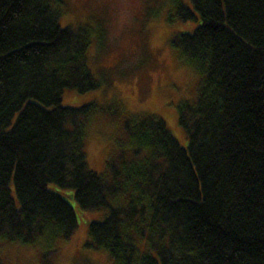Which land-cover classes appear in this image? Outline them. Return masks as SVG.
<instances>
[{"label": "trees", "instance_id": "16d2710c", "mask_svg": "<svg viewBox=\"0 0 264 264\" xmlns=\"http://www.w3.org/2000/svg\"><path fill=\"white\" fill-rule=\"evenodd\" d=\"M190 3L176 14L197 26L170 41L202 75L177 108L186 148L137 116L123 124L130 157L105 174L87 168L77 119L94 104L61 103L99 86L85 28L61 27L53 0H0L1 241L68 239L71 197L107 210L83 246L112 264H264V0Z\"/></svg>", "mask_w": 264, "mask_h": 264}, {"label": "rangeland", "instance_id": "374dc122", "mask_svg": "<svg viewBox=\"0 0 264 264\" xmlns=\"http://www.w3.org/2000/svg\"><path fill=\"white\" fill-rule=\"evenodd\" d=\"M60 11L61 27L82 26L88 46L86 66L99 83L96 89H65L61 103L80 106L93 103L81 120L86 165L107 172L109 160L129 158L132 145L123 133L125 121L142 115L162 119L182 148L187 139L177 122L179 104L195 99L201 73L185 61L170 43L177 33L191 32L197 19H181L177 3L192 9L190 0H53ZM72 189L64 192L71 194ZM67 197V196H66ZM77 227L66 240L19 244L0 240L4 264H112L103 249L83 246L90 221L100 222L107 210H84L67 197ZM56 250L49 253L50 247Z\"/></svg>", "mask_w": 264, "mask_h": 264}]
</instances>
